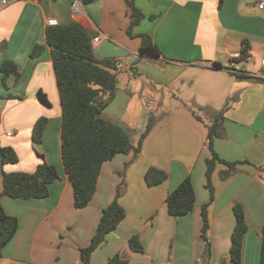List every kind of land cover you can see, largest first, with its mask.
Wrapping results in <instances>:
<instances>
[{
    "label": "crops",
    "instance_id": "0c3cea01",
    "mask_svg": "<svg viewBox=\"0 0 264 264\" xmlns=\"http://www.w3.org/2000/svg\"><path fill=\"white\" fill-rule=\"evenodd\" d=\"M74 1L19 2L0 11V47H4L0 49V145L13 147L19 156L17 163L8 164L0 158V193L2 170L33 172L48 162L60 175L45 198L3 197L5 211L18 218L19 228L4 248L0 264H84L80 249L91 243L102 210L113 202L121 182L127 183L120 198L126 217L93 252L91 264H109L116 254L127 264H204L207 260L221 264L230 254L236 204L244 207L249 225L241 264H260L264 227V8L260 3L264 0H136L144 18L133 35L128 32L131 16L126 0H80L78 14L72 10ZM50 19L59 24L79 22L90 33L99 57L119 61L118 90L103 116L128 131L127 114L135 97L131 84L144 73L141 33H149L160 48L162 55L153 57L160 69L167 74L176 70L168 77L151 75L154 80L173 84L177 79L189 87L197 84L194 94L181 91L177 97L172 93L155 96L145 88L141 100L152 126L140 154L131 151L106 161L97 192L82 209L75 206L63 164V107L46 38ZM96 37L100 41L95 43ZM36 44L45 49L33 58ZM238 53L251 54L253 59L235 72L232 59ZM4 60L18 66L6 84L1 71ZM123 76L129 88L121 85ZM40 92L49 105L41 100ZM149 97L155 102L152 110L146 106ZM219 113L224 120L214 150L221 159L239 164L235 172L223 177L229 167L217 162L211 177L212 198L206 187L207 160L212 155L208 133ZM40 117H47L48 122L42 142L36 145L32 128ZM152 167L166 171L168 178L149 186L145 175ZM187 176L193 181L195 207L187 215L173 217L167 196ZM204 205H208L211 224L208 243L201 237ZM135 234L144 244L143 253L129 245ZM208 244L211 257L206 259Z\"/></svg>",
    "mask_w": 264,
    "mask_h": 264
},
{
    "label": "trees",
    "instance_id": "16d2710c",
    "mask_svg": "<svg viewBox=\"0 0 264 264\" xmlns=\"http://www.w3.org/2000/svg\"><path fill=\"white\" fill-rule=\"evenodd\" d=\"M89 2L90 0H85ZM131 16L128 29L133 35L134 28L144 18L143 12L137 7L136 0H126ZM142 39L139 52L141 55L159 57L160 48L154 43L149 33H141ZM47 43L51 49L53 64L63 107L62 126V158L65 172L73 186L75 206L79 209L89 205L97 192V184L104 163L118 154L134 151L140 154L143 142L151 129V125L140 135L137 144L133 143L131 134L121 123L106 119L105 108L115 98L118 90L119 61L115 58L99 57L93 48L92 38L88 30L79 22L49 26L46 30ZM45 49L44 45L36 44L31 57H38ZM220 67L221 65L215 64ZM3 82L7 77L18 72V66L4 60L1 65ZM236 72V71H235ZM239 76H247L244 73ZM41 100L50 104L46 95L40 92ZM193 113L200 118L196 111ZM224 120L223 113L214 116L209 125L208 145L211 157L207 160L206 187L212 198V174L217 162L228 165L223 177L229 176L237 169L238 162H227L220 158L214 150V141L220 136ZM47 117L39 118L33 129V140L37 145L42 142L43 132L47 126ZM152 124V122H151ZM5 159L3 164L17 163L19 156L11 146L3 147ZM59 170L48 162L37 166L33 172H6L2 170V191L0 193V259L6 245L13 239L19 228L18 218L9 215L3 206V197L11 198H45L49 195L50 185L59 178ZM168 178V173L155 167L150 168L145 180L149 186H155ZM120 186L113 202L102 210L100 222L92 237L91 243L80 249L84 264H91L93 252L104 244L107 236L116 230L126 217V210L120 203L122 196ZM168 212L173 217H181L190 213L196 203V194L191 176H187L167 196ZM208 205L202 207L203 226L201 237L208 243V231L211 227L208 217ZM236 225L232 234V244L228 258L221 264H241L243 243L249 225L245 209L241 204L234 206ZM133 251L143 253L144 244L138 235L129 239ZM109 264H127L119 254L109 259ZM204 264H209L205 261ZM260 264H264V227L261 232Z\"/></svg>",
    "mask_w": 264,
    "mask_h": 264
},
{
    "label": "rangeland",
    "instance_id": "374dc122",
    "mask_svg": "<svg viewBox=\"0 0 264 264\" xmlns=\"http://www.w3.org/2000/svg\"><path fill=\"white\" fill-rule=\"evenodd\" d=\"M2 34L7 35L5 29L2 30ZM140 36V35H139ZM0 49H4V47H0ZM0 50V51H1ZM141 59L142 63L140 67L143 70V75L141 76V79H139L136 83L131 84V89L133 94L135 95L134 98L130 101V109L128 111V126H129V132L131 134V139L133 143H136L138 138L140 137V134H142L149 125L152 126V124L149 122L150 113L146 110L142 100L141 96L145 92V88L147 87L151 94L159 97H168L171 93L174 94L175 97L180 96L181 93L187 92L188 94H194V91L197 88V84H195L193 87H189L188 83L182 82L179 80H175L173 84H165L162 82H157L154 80V78L151 77V75H156L158 77H168L171 73V71L176 70L172 69L169 74L166 73L165 69H160V65L156 61V59H153V57L150 56H142ZM121 85L124 88H129V81L125 79L123 76L121 79ZM183 91V92H181ZM187 94V96H189ZM214 98V97H213ZM218 99V98H217ZM129 103V102H128ZM156 113V112H155ZM202 115L207 118L209 117L206 113L202 112ZM41 118V117H40ZM39 119V118H38ZM33 129L32 128V137L33 138ZM37 155V154H36ZM8 164V163H7ZM127 186L126 182L120 183V188L122 190V193L125 191ZM263 229V228H262ZM262 232V230H261Z\"/></svg>",
    "mask_w": 264,
    "mask_h": 264
},
{
    "label": "built area",
    "instance_id": "2783aa9c",
    "mask_svg": "<svg viewBox=\"0 0 264 264\" xmlns=\"http://www.w3.org/2000/svg\"><path fill=\"white\" fill-rule=\"evenodd\" d=\"M35 0H0V11L3 10L4 8L13 5L15 3H19V2H34ZM260 6L262 8H264V1H262L260 3ZM72 10L75 14H78L81 12L82 10V2L80 0H75L72 4ZM58 21L56 19H50L48 21V25L49 26H56L58 25ZM100 41V37H96L94 39V42H99ZM253 59V56L251 54L248 53H238L237 55H235V57L232 59V67L234 69V71H239V67L241 65L246 64L247 62L251 61ZM262 65L264 66V59H262ZM146 106L152 110L154 107V100L153 98L149 97L146 98Z\"/></svg>",
    "mask_w": 264,
    "mask_h": 264
},
{
    "label": "water",
    "instance_id": "95a60500",
    "mask_svg": "<svg viewBox=\"0 0 264 264\" xmlns=\"http://www.w3.org/2000/svg\"><path fill=\"white\" fill-rule=\"evenodd\" d=\"M0 158H1V162L3 163L4 159H5V154L3 152V148L0 145ZM211 257V250H210V245H207L206 248V259H209Z\"/></svg>",
    "mask_w": 264,
    "mask_h": 264
}]
</instances>
